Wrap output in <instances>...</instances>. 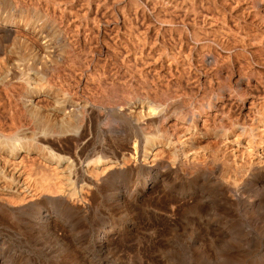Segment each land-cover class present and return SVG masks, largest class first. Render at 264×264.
I'll list each match as a JSON object with an SVG mask.
<instances>
[{
	"label": "bare ground",
	"instance_id": "bare-ground-1",
	"mask_svg": "<svg viewBox=\"0 0 264 264\" xmlns=\"http://www.w3.org/2000/svg\"><path fill=\"white\" fill-rule=\"evenodd\" d=\"M209 1L213 0H0V217H11L16 211L34 208L51 220L55 209L52 206L56 199L61 197L69 203L76 199L74 182L79 180L82 170L80 167L77 168L76 163L73 164L66 154L55 151L51 143L63 135L74 134L77 130L82 131L87 117L85 114H92L90 119L93 117L99 119L102 110L101 112L96 110V106L102 104L113 106L111 109L114 110L111 112L114 111L116 119L126 123L124 130H127L130 138L136 136L145 145L142 146L145 147V152L142 153L143 159L150 169L148 176L142 180V188L150 187L147 185L149 180L165 181L167 175H170L169 171L175 170L177 174L179 173V178H183L184 182H182L186 183V189L191 193H198L205 199L215 193L224 198L228 202L225 210L231 215L244 213L250 216L252 214L264 216V100L261 103L257 102V105L251 103L253 113L252 116L249 115L248 121L237 122V120L236 123H232L229 119L232 117L227 118L226 108L224 110L223 107L225 100H232L235 95L237 96L236 88L234 89L230 83L213 77L210 81L207 80L209 84L207 83L208 87L203 92L190 96L192 94L175 87L176 84L172 86L171 80L169 83L161 79V73L164 74L167 70L171 72L176 70L179 77L188 75L193 61L212 56L219 48L226 50V53L224 52L226 55L231 50L236 51L239 47H246L260 61L259 56L264 54V31L263 33L259 32L260 30L252 31L253 28L249 30L247 24L245 28L248 30L243 29L244 27L243 30L238 28L233 30L225 18L227 10L240 14L238 4L240 5L241 0H233L236 2L234 6L232 3V5L226 3V0L225 2L218 0L220 3L211 6ZM260 5L258 4L259 7ZM147 7L153 18L149 20L148 17L149 21L145 20ZM260 10L256 9L255 12L260 13ZM114 14L116 15L114 17L119 19L117 23H121V30L113 28L117 31L113 38L114 46H110V43L104 47L116 57L115 61L124 68L125 73H128L127 79L124 78L125 80L120 84L112 80L108 81L110 79L104 78V68L99 69L100 66H96L98 69L94 71V66L92 70L94 73L91 71V84H95L92 86L100 89L99 93L103 90L113 93L119 89L121 98L116 97L115 102L111 97L114 102H110L112 101L110 99L108 102L105 96L99 93L95 98L89 97L91 95L75 96L76 93H73L74 89L71 88L68 78L65 79L66 70L69 75V70L71 68L76 70L77 64L78 70L84 66V68L90 67H86L87 60L82 61L84 57H80L81 53H78L80 50H74L72 42L78 39L74 44L76 45L79 39L83 41L82 38L94 36L98 32L99 20L104 18L102 16H105L108 22L113 20ZM178 15H182L185 22L188 21V28L174 24ZM134 17L137 19L142 17V24L133 23L136 20ZM254 17L252 19H256ZM258 18L261 19L262 15ZM238 25L237 27H240V24ZM245 25L243 23V26ZM117 27L119 29V26ZM30 39L38 46L33 45L36 43H30ZM118 45L121 46L119 50ZM81 50L84 52L83 49ZM216 54L221 53L216 52ZM231 56L228 54V59ZM262 61L260 63H263ZM130 63L134 65L139 63L137 67H141L133 71L136 65ZM130 66L134 67L129 68ZM149 67H155L153 70L157 69V80L154 81L155 78L151 80L152 78L143 75V70ZM110 94L106 93V98ZM248 104L250 105L249 102ZM144 107H151V112H145ZM152 108L158 109V112L153 113ZM93 120L96 122V119ZM117 123L112 124L117 125ZM120 126L122 128V125ZM87 133L86 136L90 137V133ZM115 134L117 136L118 133ZM93 160L91 162L96 163ZM88 161L90 162L87 160V163ZM126 161L123 159V162L121 160L117 164L110 160L105 161L98 168L88 170L87 175L91 173L98 176L124 165ZM228 168V171L232 169L234 173L228 172ZM225 170L231 174H226ZM116 187L119 188V184H116ZM123 191V189L119 190L118 193ZM44 206L45 208L42 209ZM107 235L108 226L101 218L94 225L88 243L92 249L102 248L106 244Z\"/></svg>",
	"mask_w": 264,
	"mask_h": 264
},
{
	"label": "rangeland",
	"instance_id": "rangeland-1",
	"mask_svg": "<svg viewBox=\"0 0 264 264\" xmlns=\"http://www.w3.org/2000/svg\"><path fill=\"white\" fill-rule=\"evenodd\" d=\"M215 1L216 0H213L212 2L209 1V5L212 6L213 4L215 6V4L220 3L218 2V0L216 2ZM220 1L223 2L224 0ZM226 3L230 5L233 4V6L236 5L234 4L236 2H234L233 0H226ZM256 4L257 6H255ZM258 4H261L260 7L258 6ZM240 5L241 7H239ZM240 5L238 4L240 14L235 11L228 10L225 12L226 15L224 14L226 16L225 18L228 24L230 23V28L233 27L232 29L236 30V28L242 29L244 27L243 29L248 30L247 28H245V24H247V26H249V30L253 28L254 30L252 29V31L260 30L259 32L263 33V0L261 2H256L255 0H241ZM253 9L254 11L252 12ZM256 9L257 11L261 9L260 13H256ZM148 10L150 13L148 12ZM148 10L146 11L147 17L145 19L147 21L153 19L150 9ZM232 12L235 13L233 14ZM249 14L251 16H249ZM261 15L263 19L261 18ZM112 16L113 20L110 21L108 19V22L107 18L105 16H102L105 19L101 18L102 20H99L98 32L94 36H90V38L86 37V39L82 38L83 41L79 39V42L76 43V45L74 44L78 39L72 42V44L74 43L72 45L74 50H80L78 52L81 53L80 57H84L82 61H89H86V67H90L84 68V66L83 68H80L78 70L79 67L77 68V64V66L75 67L77 71L74 70V68H71V70L74 71L72 72L71 70H69V75L68 70H66L67 73L64 74V76H67H65V79L67 80L68 78V82H70L69 84L71 85V88L74 89L73 93H76L74 94L75 96L78 95V97H81L91 95L89 96L91 98L99 96L98 91L100 89H97V86L94 87L95 84H91V71L93 70L94 66V71H97V67L99 66V69L102 67L104 68V78H107V80L110 79L108 81L112 80L115 83L117 82V84H120V82H123L125 79H127L126 74L128 75V73H125L124 68H122V66L117 61H115L116 57L104 47L107 44L110 45V43V46H114L113 38L116 36V30H121V23H117L119 19L114 17L116 16L115 14ZM181 16L178 15L177 17H180L182 20L176 17L177 20H175L174 24L181 28H188V21L185 19V22ZM244 16L245 18H243ZM99 17L101 16L99 15ZM252 17L256 18L257 20L252 19ZM258 17H260L262 21H260L261 19H259ZM141 18L142 17H138L137 19L134 17V19L136 20L133 19L134 21H132L133 23L136 22L135 24L139 23L141 25L143 21ZM247 22L251 24L249 25ZM235 23L237 24L235 25ZM243 23L245 26H243ZM186 24L188 25L186 26ZM238 24H240L241 28L237 27ZM116 25L119 26V29ZM113 28H117L115 30L116 32L113 30ZM113 31L115 32V35ZM167 38H169V35ZM31 40L32 39H30L29 41L30 43H36ZM170 41L172 42V40ZM171 44L172 47L175 48V46H173V43ZM33 45L38 46L37 43ZM88 47L90 49H88ZM119 47L121 48V46L118 45V50L120 49ZM81 49H83L85 53ZM219 49H216L214 53H221V56L219 54H216L215 57L214 54L212 56H206L204 58L196 59L197 61H193L191 65V71L189 73L191 76L189 74L180 76V80L179 74L176 70L175 72L165 70L166 72L162 71L164 72V74L161 73V76L163 77H161V79H163V82L169 81V83L171 80L172 82L170 84L172 86H175L176 84L175 87H179V89H181L182 91L184 90L185 92L192 94L190 96H195L196 94H198V92H203L208 87V79L210 81V79L216 77V79L218 78L217 80H222V82L225 80L224 82H228V84L230 83V85H233V88H236L234 89L237 94V96L235 95L232 100H225V104H223L224 110L226 108L225 112L227 113L225 114L227 118L228 116L232 117L229 118L232 123H236L235 121L237 120V122H239V120L240 122L245 120L248 121L250 117L249 115L253 113L252 104L257 105L264 100V73H262L264 72V62L262 61V59L264 58V54L259 56L260 61H258V59L255 58L256 56H254L250 49L246 47H239L238 49H236V51L231 50L230 53L227 52L229 55H232L231 58L228 59V54L225 55L226 50H223L222 48L220 50ZM222 52L225 53L223 54ZM85 54L86 56L89 55L87 56L88 58L84 56ZM225 56L227 57L226 59ZM213 58H215V63L213 62ZM255 59H257L258 62ZM261 61L263 63H260ZM102 64L104 65L101 66ZM137 64L139 63H135V66L134 64L130 63V65H134L136 68H133L134 66H130L129 68H133V71H135L137 68L139 69L141 67H137ZM216 66L217 68H215ZM146 69L143 70V75H146L148 78H152L151 80H153L154 78V81L157 80V69L153 70L155 69V67H149ZM216 69L218 71L221 70V74L218 73ZM121 70L123 71V73ZM94 71H92V73H94ZM155 74H157V76ZM210 74H213V76ZM253 75L254 77H252ZM259 78H261V80ZM71 82L73 85L71 84ZM95 89L96 92H94ZM102 92L104 93L106 91H100L99 94L104 95L107 101L109 99L112 100L110 102H116L118 97L121 98V91H119V89L118 91L113 92L114 94L112 92H110L111 94L109 92H106L107 94L113 95H108V98H106V93L103 94ZM111 97L114 99V101ZM226 101L228 102L226 103ZM248 102L250 103V105L248 104ZM105 106H107V104L96 106V110H99L100 112L102 110L101 117L99 118L100 121L99 119L93 117V119H96L95 122V120L90 119V117L92 118V114H85V117L87 116L88 118L84 117L85 126L83 127L84 129H82V131L77 130V132H75L74 134L71 133L63 135L59 137L58 140L55 139L51 143V146L55 151L66 154L73 162V164L76 163L75 166L77 168L80 167V169L82 170L79 180L77 179L74 182L76 201L74 200L75 202L73 201L69 203L61 197L58 198V200L56 199L54 202L55 205L53 204L52 206V208L55 209L52 214L53 219L51 220H48L46 217L40 214V211L38 209L35 210L34 208L19 212L16 211L11 217H4L5 219L0 217V264H264V216H258L254 214L250 216V214L246 215L244 213H234L231 215V213H228L225 210L228 202L224 198L219 196V194L215 193V195H208L209 197L207 196L205 199V197H201L198 193H191L186 189V183H183V178H179V173L177 174V172L172 169V171H169L170 175H167L165 181L161 182L149 180L147 185H149L150 187H148V189L142 188V180L148 176V170L150 169V166L147 165V163H144L145 160L143 159L145 147L142 146L145 145L143 141L140 142V140L136 138V136H131L130 138V136L127 134V130H124L126 128V123L121 119L117 118V120L114 116V111L113 113L111 112V110H114V108L111 109L113 106L108 105L106 108ZM248 107L250 108L249 110ZM144 108H146L145 110L143 109L145 112H151V107ZM147 108H149L150 110H147ZM227 109L230 111V113L229 111H227ZM155 111L158 112V109L155 110L152 108V112L156 113ZM109 115L112 116V118ZM120 120L125 125L120 123ZM92 121L93 123H91ZM110 121H113L112 123H118L117 125H114ZM93 124H95L96 126L94 125V127ZM120 125H122V128ZM101 127H103L104 129ZM92 129L95 131L94 133ZM85 130H87L88 133ZM84 132L87 134L90 133V137L92 138H90L89 135L86 136ZM110 132H113V134ZM115 133H118L119 135L117 134L116 136ZM126 136L129 138L126 139ZM91 140L92 143H90ZM110 144L115 147L113 148ZM85 153H87L85 155L86 157L84 156ZM75 154H77L78 156H76ZM89 157H91V159ZM99 157L100 159L104 160H100ZM83 158L84 160H79ZM92 158L95 160H93ZM123 159L125 161L127 159V163L125 162V166H118L119 169L116 167L110 171L99 174V177L91 175V173H88L87 175L88 170H90L91 168H98L99 165L104 163L105 161L110 160L117 164L121 160L123 162ZM87 160H90V162L93 160V162L95 161L98 164H93L89 161L87 163ZM93 165H96V167ZM84 170L86 172H84ZM228 170L229 168L227 169V171ZM230 171L231 173H234L232 169H230ZM225 173L231 174L227 173L226 170ZM127 174L129 175L127 176ZM116 184H119V188L116 187ZM122 189L125 192L123 191V193H118V191H122ZM120 196L122 197L119 198ZM47 207L48 206H46V208ZM44 208L45 206L42 207V209ZM36 212L38 213L36 214ZM45 218L47 220H45ZM101 218L104 219V223H106L108 226V235L105 241L106 244L102 248L92 249V247L88 243V240L94 225ZM195 243L198 245H195ZM202 258L205 260H203Z\"/></svg>",
	"mask_w": 264,
	"mask_h": 264
}]
</instances>
